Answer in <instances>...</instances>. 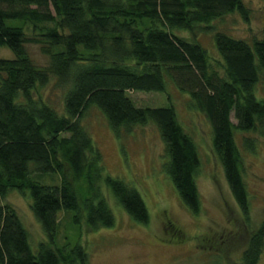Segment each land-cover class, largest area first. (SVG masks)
<instances>
[{
	"label": "trees",
	"instance_id": "obj_1",
	"mask_svg": "<svg viewBox=\"0 0 264 264\" xmlns=\"http://www.w3.org/2000/svg\"><path fill=\"white\" fill-rule=\"evenodd\" d=\"M233 13L247 21L243 0H0V48L12 54L0 58V264H87L81 247L70 253L55 247L57 216L73 211L77 222L82 208L91 230L112 227L100 181L127 215L148 223L139 192L104 175L82 122L90 107L117 138L152 124L164 144L166 174L190 213H199L198 153L174 107H138L128 96L165 93L168 85L187 94L189 107L209 123L214 156L248 219L243 156L234 133L264 138V100L254 95L264 78V39L246 41L211 28ZM175 31L193 38L198 31L212 32L219 59L209 61L196 39L184 40ZM29 44L40 46L48 67L34 62ZM51 80L62 89L60 106L34 96ZM242 141L246 151L254 149V138ZM75 183L85 185L81 207ZM14 190L29 193L30 210L46 237L35 252L17 211L2 203ZM263 249L264 222L250 238L243 264H257Z\"/></svg>",
	"mask_w": 264,
	"mask_h": 264
},
{
	"label": "rangeland",
	"instance_id": "obj_2",
	"mask_svg": "<svg viewBox=\"0 0 264 264\" xmlns=\"http://www.w3.org/2000/svg\"><path fill=\"white\" fill-rule=\"evenodd\" d=\"M248 10L247 21L233 13L212 23L211 28L230 36L252 41L264 39V1L243 0ZM184 40L196 39L205 48L209 61L218 60L212 32L175 31ZM28 53L41 67L50 65L39 45L29 44ZM0 58H12L7 48H0ZM64 91V90H63ZM254 95L264 100V78L256 85ZM34 96L60 106L62 89L54 80L45 88H36ZM128 96L138 107L160 108L172 105L177 120L193 139L199 159L196 186L200 211L193 215L183 204L164 170V144L152 124L135 127L129 134L117 138L105 117L94 107L83 116V124L101 155L104 175L121 180L135 188L147 209V224L135 222L100 181L96 186L105 195L114 217L112 227L91 230L80 209L77 222L73 211H60L55 234V247L70 253L75 247L83 249L87 264H243L242 255L250 238L264 222V138L253 133H234L243 156V179L249 205L248 219L236 205L221 164L212 151L211 128L202 113L189 107L187 94L168 85L165 93L136 92ZM231 122L236 124L233 114ZM254 138V149H244L242 137ZM67 169V176L71 173ZM50 185L46 181H40ZM80 207L85 190L83 183L73 184ZM2 203L10 204L18 213L29 233L33 252L46 237L30 210V196L10 191ZM74 264H79L76 259ZM257 264H264V249Z\"/></svg>",
	"mask_w": 264,
	"mask_h": 264
}]
</instances>
